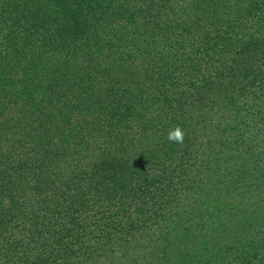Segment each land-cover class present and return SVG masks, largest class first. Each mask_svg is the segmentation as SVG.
<instances>
[{"label":"trees","instance_id":"16d2710c","mask_svg":"<svg viewBox=\"0 0 264 264\" xmlns=\"http://www.w3.org/2000/svg\"><path fill=\"white\" fill-rule=\"evenodd\" d=\"M0 264H264V0H0Z\"/></svg>","mask_w":264,"mask_h":264},{"label":"clouds","instance_id":"9594fccd","mask_svg":"<svg viewBox=\"0 0 264 264\" xmlns=\"http://www.w3.org/2000/svg\"><path fill=\"white\" fill-rule=\"evenodd\" d=\"M183 138L184 133L179 127H177L174 131L169 132L168 134V139L175 143H181L183 141Z\"/></svg>","mask_w":264,"mask_h":264}]
</instances>
